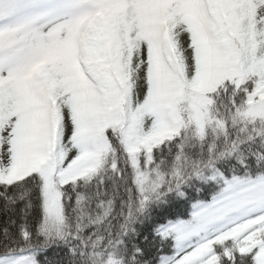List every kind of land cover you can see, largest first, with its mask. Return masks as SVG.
<instances>
[{
  "label": "snow or ice",
  "instance_id": "6c2138e0",
  "mask_svg": "<svg viewBox=\"0 0 264 264\" xmlns=\"http://www.w3.org/2000/svg\"><path fill=\"white\" fill-rule=\"evenodd\" d=\"M0 264H264V0H0Z\"/></svg>",
  "mask_w": 264,
  "mask_h": 264
}]
</instances>
